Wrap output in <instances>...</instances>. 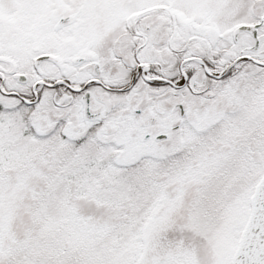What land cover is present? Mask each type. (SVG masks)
<instances>
[{
	"label": "snow or ice",
	"instance_id": "1",
	"mask_svg": "<svg viewBox=\"0 0 264 264\" xmlns=\"http://www.w3.org/2000/svg\"><path fill=\"white\" fill-rule=\"evenodd\" d=\"M0 264H264V0H0Z\"/></svg>",
	"mask_w": 264,
	"mask_h": 264
}]
</instances>
